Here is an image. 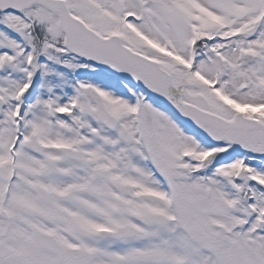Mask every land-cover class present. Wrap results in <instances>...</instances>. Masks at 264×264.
I'll return each instance as SVG.
<instances>
[{
  "label": "snow or ice",
  "instance_id": "6c2138e0",
  "mask_svg": "<svg viewBox=\"0 0 264 264\" xmlns=\"http://www.w3.org/2000/svg\"><path fill=\"white\" fill-rule=\"evenodd\" d=\"M0 264H264V0H0Z\"/></svg>",
  "mask_w": 264,
  "mask_h": 264
}]
</instances>
